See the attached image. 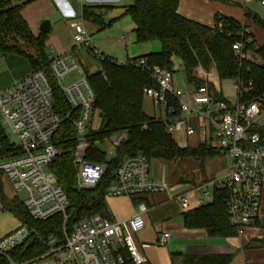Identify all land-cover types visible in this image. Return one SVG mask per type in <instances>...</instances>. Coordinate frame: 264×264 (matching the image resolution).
<instances>
[{
    "label": "built area",
    "instance_id": "1",
    "mask_svg": "<svg viewBox=\"0 0 264 264\" xmlns=\"http://www.w3.org/2000/svg\"><path fill=\"white\" fill-rule=\"evenodd\" d=\"M260 3L264 5V0ZM71 27L70 51L86 49L98 60L106 58L92 43L81 21ZM239 35L245 37L246 44L254 41L243 26ZM262 46L254 43L256 49ZM231 48L240 60L256 62L244 51L242 42L234 43ZM49 58L54 85L62 92L70 112L64 119L54 112L52 87L41 71H30L1 89L0 175L10 182L30 219L45 221L59 215L62 227L59 236H51L44 242L43 253L23 262H14L9 253L22 245L31 233L29 227L20 222L14 231L0 238V256L8 264H149L134 240L144 228L143 214L147 207L143 202L136 205L134 213L126 220L93 216L78 221L68 230V200L49 170L57 156L51 138L63 120L69 121L75 130L72 163L78 188L94 189L105 174V165L85 160L86 136L95 117V98L83 69L71 54ZM116 63L138 68L148 76L152 84L143 88L142 93L152 104L167 134L185 140L197 135L199 147L215 149L229 161L225 174L210 180L207 185L224 190L227 220L235 231V238L264 240V139L256 131L264 125V93L250 102H239L242 90L232 82L236 101L230 104L215 99L207 85L184 91L174 87L170 71L148 66L144 59ZM72 72L77 73L78 80L62 87L61 83ZM204 75L209 78L213 73ZM251 87L249 83L243 91ZM5 127L9 135L5 133ZM122 138L113 137L108 143L113 148ZM176 145L181 150L190 147L184 140ZM205 187L193 190L200 192ZM167 190L166 183L151 178L150 160L137 154L121 160L105 195L136 200ZM212 198V192L204 190L196 200L197 205L211 202ZM180 204L181 209L188 208L185 199H181ZM169 239L168 233H161L156 246L164 247Z\"/></svg>",
    "mask_w": 264,
    "mask_h": 264
},
{
    "label": "trees",
    "instance_id": "2",
    "mask_svg": "<svg viewBox=\"0 0 264 264\" xmlns=\"http://www.w3.org/2000/svg\"><path fill=\"white\" fill-rule=\"evenodd\" d=\"M34 0H0V57H19L30 71L46 74L52 87V106L62 119L70 112L62 92L55 87L50 74V58L46 52L45 34L34 36L21 16V9ZM122 7L121 16L130 17L136 44L158 42L160 50L135 59H144L148 66H156L173 74V58H178L187 84L198 88L204 83L196 78L202 69L213 72L219 81H232L241 91L239 102H250L264 93V45L258 49L244 42L239 34L242 25L220 16H215L213 28L191 22L177 14L178 0H129ZM102 7L84 6L82 21L103 30L105 23L100 10ZM252 22L264 29V19L247 14ZM236 42L244 44V51L254 58L240 60L234 55L231 46ZM134 59V60H135ZM100 69L86 74V79L94 93V110H98L101 124L96 131L88 132L85 160L105 165V174L92 190L79 189L76 182V169L72 163V150L76 145L75 130L71 123L63 120L53 134L51 141L57 156L49 166L68 200L66 224L68 230L82 219L93 216L109 218L105 204L106 189L114 181V173L125 157L142 154L147 159H159L167 163L191 159L198 163L199 170L207 159L220 157L215 149L201 146L197 149H179L172 137L167 134L158 118L148 116L143 110V88L152 83L138 68L118 65L115 60H98ZM251 83V89L243 91ZM215 99L218 96L212 85H207ZM264 139V125L256 128ZM123 137L114 146V155L107 159L99 149L98 142ZM176 173V172H175ZM210 203L201 205L183 214L186 229L204 230L211 238H235V231L229 226L225 192L214 189ZM143 199V198H140ZM136 199V200H140ZM10 207L18 219L30 229L29 238L9 253L14 262H23L44 252V242L51 236H59L62 217L57 215L45 221H34L28 217L20 203ZM264 243V240H262ZM230 254L179 255L172 256V264H229ZM0 264H8L0 256Z\"/></svg>",
    "mask_w": 264,
    "mask_h": 264
},
{
    "label": "crops",
    "instance_id": "3",
    "mask_svg": "<svg viewBox=\"0 0 264 264\" xmlns=\"http://www.w3.org/2000/svg\"><path fill=\"white\" fill-rule=\"evenodd\" d=\"M260 2L261 0H178L176 11L180 17L207 28H213L215 16L232 19L247 28L256 45H264V29L256 26L247 17L248 14L264 19V5H261ZM116 3H120V0H34L22 7L21 16L34 36L42 34L39 31V27L44 21H48L50 29L49 33L45 34L47 40L48 37L51 38V41L55 40V34L60 33V26L64 25V28H67V38L71 41L72 24L81 21L84 26L85 22L82 21L81 17L84 6L91 8L102 7L100 14L103 17L106 12L116 7ZM127 3L129 4L130 1ZM128 4L121 6V8ZM123 39L124 37H121L120 41ZM133 40L135 42L134 35ZM153 43L137 44L143 47V52H137V54L133 52L126 60L158 52L160 50L159 43ZM71 47V42L67 49L61 48L58 44H53V50L59 54L57 56L69 54ZM174 60L180 63L178 58L175 57L173 62H175ZM15 69H18L19 72L13 73ZM28 72V66L23 59L19 57H0V90ZM210 73L213 72L208 73L199 69L196 72V78L202 81L204 85H212L214 92L222 97V99L218 100H225L218 86L219 81L215 76L206 78L204 75ZM186 86L189 89L194 88L189 84ZM172 139L176 144L183 140L188 141L189 149H197L199 147L197 135L188 140L181 136H174ZM219 158L224 157L221 155L220 157L205 160V177L203 179L200 177L198 163L191 159H185L196 164L198 170L197 179L193 181L187 179V176L183 173L178 175L174 170H169L172 164L159 159H151L150 176L158 182L166 183L168 185L167 191L140 200H130L125 197H105L108 216L116 221L130 218L138 203L143 202L146 205L147 211L143 214L144 228L136 234L135 243L139 251L147 258L149 264H172L171 257L182 254H230L232 259L229 264H264V248L250 249L249 247V242L254 241L244 238L239 240L237 238H211L204 230H189L183 225V214L201 206L197 205L196 202L201 193L204 190L213 192L214 189L208 186L207 183L212 179L218 178L214 174H208L206 163ZM185 160L183 161L185 162ZM226 168H224V173ZM203 185L206 187L202 188L200 192L193 190ZM181 199L187 201L188 208L186 210L181 209ZM13 203H19L18 197L15 195L10 182L0 175V238L14 231L21 222L12 207H10ZM207 203L210 202H205V204ZM161 233H168L170 239L167 241V245L159 248L156 246V241ZM175 252L180 254H172Z\"/></svg>",
    "mask_w": 264,
    "mask_h": 264
},
{
    "label": "rangeland",
    "instance_id": "4",
    "mask_svg": "<svg viewBox=\"0 0 264 264\" xmlns=\"http://www.w3.org/2000/svg\"><path fill=\"white\" fill-rule=\"evenodd\" d=\"M128 0H120V3H116V7L111 9V11L106 12L103 16V20L105 23L109 24L108 27L104 28L103 30H98V27L93 24L84 23V28L87 31V33L91 36L92 43L96 46L98 51L102 54L103 57L110 58L112 60H115L116 62H126V58L130 57V55L134 52L137 54V52H143V47L138 46L135 44L133 40V33L132 30L134 28V25L128 16H121V6L128 4ZM66 26V25H65ZM68 26V25H67ZM61 30L60 33L55 34L56 39L51 41V38L48 37L47 45H46V52L49 56L55 57L59 55L57 52L53 50V44H58L61 46V48L67 49L69 47L71 41L67 38V28H64V25L60 26ZM124 37L123 40L120 41V38ZM157 44V42H154ZM153 43V44H154ZM141 51H140V50ZM69 54H71L77 63L78 66H80L83 71L86 74L95 73L100 69L98 59L94 57V55L86 50L81 49L76 52L70 51ZM173 62V85L176 88H179L181 90H188L187 84L184 80V74L181 67V64L174 60ZM27 65V64H26ZM19 70L15 69L13 73H18ZM78 80V75L76 72H72L70 75H68L64 81L61 83L62 87H67L70 84H72L74 81ZM218 86L222 92V96L225 98V100L233 104L236 101V92L235 88L232 85V81H222L218 83ZM143 110L144 112L150 116L157 118L158 115L155 113L154 108L150 101L147 98H143ZM101 124L99 112L98 110L95 111V117L93 120V124L91 127V131H96L99 128V125ZM4 131L7 135H9L8 129L5 127ZM108 140H103L102 142H98L97 146L99 145V149L103 152H105L107 159H111L114 155V146L112 148V145L108 143ZM172 164V163H170ZM229 165V161L224 158H219L217 160H211L206 163L207 172L208 174H214L216 178L222 177L224 173V168H226ZM169 167V166H168ZM170 168V169H169ZM168 169L176 172V174H185L187 176V179L190 180H196L197 179V167L195 162L185 160L181 161H175L173 162V165L169 167ZM200 177L203 179L205 177L204 167L201 168L200 171ZM135 240V236H134ZM167 245V244H166ZM250 249H255L257 247L264 248L263 241H254L249 242Z\"/></svg>",
    "mask_w": 264,
    "mask_h": 264
},
{
    "label": "water",
    "instance_id": "5",
    "mask_svg": "<svg viewBox=\"0 0 264 264\" xmlns=\"http://www.w3.org/2000/svg\"><path fill=\"white\" fill-rule=\"evenodd\" d=\"M49 29H50V25H49L48 21H44L39 27V31L42 34H48L49 33ZM172 254H180V253L179 252H175V253H172Z\"/></svg>",
    "mask_w": 264,
    "mask_h": 264
}]
</instances>
